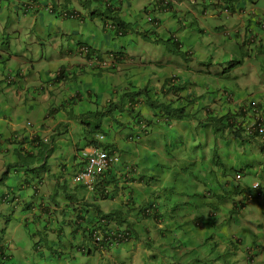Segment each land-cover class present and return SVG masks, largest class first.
I'll use <instances>...</instances> for the list:
<instances>
[{
    "label": "trees",
    "instance_id": "trees-1",
    "mask_svg": "<svg viewBox=\"0 0 264 264\" xmlns=\"http://www.w3.org/2000/svg\"><path fill=\"white\" fill-rule=\"evenodd\" d=\"M195 3L190 8L199 6L200 18H206L209 13L215 20L226 11L248 19L247 24L259 20L257 29L249 30L247 26L245 40L237 33L230 34L229 41L234 44L238 59L228 63L223 75L227 71L229 75L236 64L241 65L248 59L257 65V78L264 81V37L258 31L261 19L264 22V13L254 14L249 10L251 6L263 7L264 0H195ZM153 5L155 10L177 9L173 0H157ZM150 12L149 29L139 28L135 36L121 42L120 50L117 48L106 60L102 46L113 45L111 40H117L113 35H125L130 28L127 22H116L114 34L103 29V36L95 45L80 41L76 52L64 50L62 56L75 54L77 60L45 67L39 76L43 89H48L52 96H61V101L49 109V119L66 116L82 130L105 132L120 123L119 126L125 125L131 130L126 139L157 131L158 145L162 147L159 152L146 150L144 163L153 162L150 171H145L138 160L132 165L117 163L102 172L94 185L90 204L68 205L63 220L54 228L59 243L51 251L67 257L72 264H87L90 253L86 245L89 244L93 245L92 255L95 251L97 256L96 264H111L108 252L119 248L124 240L139 242L146 237L143 246L151 254H145L143 264H217L218 260L226 264L241 261L250 264L255 256L251 255L252 247L261 245L264 249L261 238L248 241L242 234L255 235L254 227H263L257 224L258 219L246 226L243 214L245 210L248 211L245 215L253 213L252 208L245 209L247 204L258 206L252 200L264 198V166L256 169L250 163L257 156L259 161L264 159V90L258 91L251 102L250 95L239 100L237 93L246 89L241 83L249 79L248 67L242 75L238 74L240 81L209 85L201 92L196 90L201 86L191 79L188 70L194 55L184 50L183 42L171 26L165 27L170 34L162 40L156 29L166 22ZM188 16L194 29L207 31L199 21H193L189 10ZM80 18L85 21L84 16ZM135 33L148 45L159 41L167 53L182 63L175 67L172 63L161 64L152 75L133 71L118 85L102 89L101 83H104L95 79L96 73L109 69L106 65L114 67L122 59L130 58L125 52L130 45H136ZM185 44L190 47L187 40ZM87 77H92L100 86L89 85L73 97L62 90L66 83L69 91L76 89L78 83L84 86ZM81 96L99 107L93 127L91 106L85 111L78 105L85 102ZM68 126L75 134L76 128L65 125ZM197 152L201 153L197 155ZM14 154L24 157L25 152L18 148ZM238 174L240 178L236 177ZM248 174L253 175L257 185L245 180ZM3 253L0 251V264H8ZM38 257L33 264L42 263L47 256ZM26 258L14 261L24 264L22 261Z\"/></svg>",
    "mask_w": 264,
    "mask_h": 264
},
{
    "label": "clouds",
    "instance_id": "clouds-1",
    "mask_svg": "<svg viewBox=\"0 0 264 264\" xmlns=\"http://www.w3.org/2000/svg\"><path fill=\"white\" fill-rule=\"evenodd\" d=\"M111 1L114 2L113 5L110 4ZM156 1L0 0V37L7 30L9 20L12 25L11 29L16 28L18 36L22 34L29 36L25 40H28L30 45L37 42L38 37L36 34L32 35V30L38 21L43 25L37 28V33L42 35L54 33L56 37L62 34L66 37L72 32L70 27L72 20L81 19L80 16H84L85 21L90 24L95 25L96 22H99L98 33L100 36H103V29L114 34L113 28L116 22H127L130 28L126 29L125 35H113V38L118 41L119 38L132 34L131 26L137 27V22L140 19L145 20L146 23L140 29L142 31L149 29L152 16L150 11H152L160 15L166 22L156 29V33L162 36V40H165L170 34L165 27L171 26L183 42L185 50L194 55L190 58L188 70L191 72V79L198 81L201 86V88L197 87L196 90L201 92L209 85L228 82L226 78L229 75L225 74V77L223 75L224 64H228L234 58L238 59L234 44L229 41V36L232 33H237L242 40H245L247 26L250 28L249 30L257 29L259 20L247 24L248 19H240L237 14L225 11L223 12L224 15L222 13L221 15L225 16L226 20L219 15L218 19H222V23L216 25L214 21L217 19L212 20L213 15L208 13L206 18H200L199 6L190 8L192 4H196L195 0H173L177 8L176 11L155 10L153 4ZM103 2L106 3V8L109 11L110 22L101 19V4ZM259 2L262 3V1ZM7 4L15 9L16 15L14 17ZM1 5H3V11H8L6 16L2 15ZM188 10L192 13L193 21L196 23L199 21L206 28L205 33L198 32L190 25ZM249 10L254 14L257 12L264 13V6L261 8L251 6ZM48 14L55 16L56 20L52 21L50 16H47ZM85 21L82 20L83 23H86ZM51 23L52 26L50 27ZM260 23V30L258 31L264 37L262 19ZM222 25L226 27L220 28ZM136 37L138 38L136 45H130V49L125 52V55L127 54L130 58L122 59L114 67L113 64L106 65L109 69L102 70V74L106 77L117 78L129 77L133 71H135L134 73L147 72L152 75L160 69L161 64L172 63L175 67L176 64L182 63L167 53L164 50V45L159 44V41L154 42L151 46L145 43L141 35L136 34ZM186 40L190 43L189 48L185 44ZM16 41L17 39L14 43ZM17 44H20V41H17ZM160 46L165 52L164 58L155 60L152 56L154 54L150 55L149 52L157 51ZM58 47L64 51L63 45ZM144 47L147 48L148 52L143 50ZM112 48L108 49L111 51H103L102 55L106 57L105 60L114 54L115 51H112ZM117 48L120 50V42H118ZM6 51L9 50L0 49V236L3 238L0 240V251L4 252L3 255L7 258L8 264H16L15 259L26 257L22 262L33 264L34 259H39L38 256H47L39 264H72L67 257H59L51 251V248L56 247L59 243L58 238L54 235V228L58 226L59 221L63 220L68 205L76 204L82 207L90 204L94 185L99 175L111 165L120 162L121 149L115 142L106 141L107 134L113 129L107 132L99 129H87L82 130L81 134L75 133L81 143L79 146L75 144L70 149L73 152L64 151L63 140L69 139L70 134L73 133L70 126L65 127V125L74 126L73 119H67L66 116L57 119L47 117L49 109L61 101V96H52L48 93V89H43L44 84L39 76L45 71L43 69L45 66H36L31 60L24 61L28 52L25 48L19 49V57L12 53H6ZM62 52L59 51L61 54ZM223 53L228 54L227 62L220 61ZM77 58L75 54L62 56L57 63L64 64L68 60L74 62ZM250 61L246 64V67L249 68V79L252 77L255 65ZM99 63L102 64V62ZM238 64L232 70L243 65ZM249 79L241 83L242 88L246 89L237 93L239 100L250 95L248 101H252V97L261 90L256 85L247 86L250 83L248 82ZM88 86L86 84L82 86L78 83L76 89L69 91L70 87L66 83L62 85V90L73 97L80 94L81 89L88 88ZM85 96H81V98H83L82 101L85 100L84 104H87V107L91 106L90 112L93 109L97 110L99 107L96 108L97 105L93 102L86 101ZM63 113L65 115V112ZM47 121H52V126H49ZM60 123H62L61 127L59 126ZM119 124H116L117 132L113 131V137L126 129L125 125L119 126ZM125 137L124 139H117L122 146L130 144L132 148L138 150L139 145H141L145 150L152 152L162 150V147L158 145L160 138H158L157 131L141 136V138L131 136V138L126 139ZM147 143L152 144L146 145ZM18 148L25 152L24 157H16L14 150ZM54 153L60 154L62 157L49 162ZM41 159L43 160L40 161ZM69 161H71V169L67 171ZM258 161L257 156L253 162ZM123 163L132 165L134 162L130 157L126 158ZM140 165L145 171H150L153 162H141ZM236 177L240 178L239 174ZM253 184L257 185V182ZM145 239L146 237L140 239L139 242L124 240L119 248L112 253L108 252L111 264H143L145 254H151L143 246ZM86 247L90 253L87 264H96L95 251L92 255L93 245L87 244ZM252 248L264 252L261 245H255ZM219 249L223 250L221 247ZM217 264H226V262L218 260Z\"/></svg>",
    "mask_w": 264,
    "mask_h": 264
},
{
    "label": "rangeland",
    "instance_id": "rangeland-1",
    "mask_svg": "<svg viewBox=\"0 0 264 264\" xmlns=\"http://www.w3.org/2000/svg\"><path fill=\"white\" fill-rule=\"evenodd\" d=\"M113 3H114L113 1L110 2L111 5H113ZM7 6H8L9 10H12V12H13L12 16L14 17L16 15L15 9H13L9 4H7ZM134 6H135V4H134ZM1 8H2V15L6 16L8 14V11L7 10L3 11V9H4L3 5H1ZM101 12H102L101 19H104V20L110 22L111 21L110 14H109L108 9L106 8L105 2H103L101 4ZM9 16H11V14H9ZM47 16H50V19L52 21L56 20L55 16H51L50 14H48ZM72 21L74 22V23L72 22L70 24L72 32L66 37L63 36L62 34H60L59 37H56V36H54V33H52L51 35H42L41 33H37L38 32L37 28L40 27L41 25H43V23H40L38 21L35 24V28L32 30V35L36 34L38 39H37V42L33 43V45H30L28 40H25L29 36L27 34H22V35L18 36L17 29L16 28L11 29L12 25H11V21L9 20L7 30L0 37V49H2V48L8 49L9 51H6V53H9V54L12 53V54L16 55L17 57H19V49L25 48L28 50V52L25 55L24 61L28 62L31 60V61H33L34 65H36V66L42 65V66H45L46 68L56 67L58 64L57 63L58 59L61 58L63 55V54L59 53V51L62 52L63 50H60L59 49L60 47H58V46L63 45L64 50L67 49L70 52H76L78 42L81 41L82 43L86 42V43L95 45L94 43L96 41H100V39H101L100 34L98 33L99 22H96L95 25H93V24H90L89 22H86V21H85L86 23H83L81 21V19H74ZM214 23L216 25L221 24L222 19H217L214 21ZM145 25H146L145 20L140 19L137 22V27L134 25L131 26L132 30H130V31H132L133 34H128L123 38H119L120 43L124 42L127 38H131V37L135 36L134 32L139 30V28H141ZM51 26H52V23L50 24V27ZM16 39H17V41H20V44H17V41H16V43H14ZM111 41H114L113 45H111V46L103 45L101 49L103 51H106L110 47H113L112 51H117L118 41L117 40H111ZM9 44H11V45H9ZM162 49L163 48L160 46L157 51L149 52V54L150 55L154 54L152 56L155 60H161L164 58L163 56L165 55V52ZM143 50H146L148 52L147 48H145V47L143 48ZM184 50H185V47H184ZM108 51H111V50H108ZM143 53H144V51H143ZM66 54L67 53H65V55ZM227 55L228 54L223 53L222 54L223 59L221 58L220 61L227 62L226 61L228 59ZM248 61L249 60H245L243 62L242 66L235 68L234 70L231 71V73L228 76L229 77L228 81H230V83L237 82L240 80V76H238V74L242 75L243 71H245L246 64ZM238 65L239 64H237L236 66H238ZM227 67H228V64H224V68H227ZM99 71H100V69L97 72H99ZM227 73H228V71L226 72V74ZM256 74H257V68L255 65L253 68V71H252V77L248 81L250 83H248L247 86L256 85L261 90H264V88H262V87H264V81L259 80L257 78ZM96 75H98V73H96ZM248 75H249V73H247V78H248ZM243 76H244V78H246L245 75H243ZM234 77H237L236 80L234 79ZM95 79L102 80L104 83V84L101 83L102 89L107 90L112 85H118V83H120L123 78L122 77H119V78H117V77H106L104 74L101 73L99 76L95 77ZM86 85H90V86H93L95 88L100 86V85H97L96 83L92 82V77H87ZM106 98H107V96H105L104 99H106ZM78 105L82 106L83 110H85V111L88 110L87 104H78ZM90 114H92V115H90L91 116L90 124L93 127L96 124V119L98 117L97 110L93 109L90 112ZM76 117H77V119L79 118V116H76ZM47 122L49 123V126H52V121H47ZM74 127L76 128L75 133L81 134L82 129L79 128L78 123H76V125H74ZM113 131L117 132V128L114 127L113 130L107 134L106 141L115 142L118 145L119 149H121L122 156H121V160L119 163H123L126 160V158H130V157H132L133 162H136L138 160H140L141 162H144L146 160V157H145L146 150L143 146L139 145L138 150H136V149L132 148L130 144H126V145L122 146L121 143L117 141V139H124V137L128 133L131 132L130 129L126 128V129L122 130V132L117 133L115 137H113ZM76 134L71 133L69 139L63 140L64 151L71 153V152H73V150L70 151V149L75 144H77L78 146L80 145L81 140L78 138V136ZM131 144H133V143H131ZM150 144H152V143H147L146 145H150ZM200 153L201 152H197V155H199ZM78 155H80V154H78ZM58 157H62V156L60 154L54 153V155L49 159V162L57 159ZM5 158L8 159L7 157H5ZM42 160L43 159H41L40 161H42ZM250 163L253 164L254 162H250ZM263 166H264V159H261L260 161L254 163V167L256 169L262 168ZM70 169H71V161H69L67 164V171H69ZM254 179L255 178L253 177L252 174H248L245 176V180L249 184H252L254 182ZM251 203H255L258 206H254L251 204L246 205L245 209H251L252 208L253 213L252 214L250 213L249 215H245V214H248V211L245 210V213L243 214V218L247 222L245 224H246V226L249 227V224H255V223H253L252 219H258L259 222L257 224H263V227L262 228L254 227L255 235L248 234L249 232L248 233L242 232V234H245L246 240H248V241L252 240V241L256 242L259 240V238H261L262 239L261 241L264 242V198L252 200ZM252 254L255 256L253 258V261L250 264H264V252H262L258 249H254V251L251 252V255ZM248 255H250V254H248ZM238 264H247V263L244 261H241Z\"/></svg>",
    "mask_w": 264,
    "mask_h": 264
}]
</instances>
